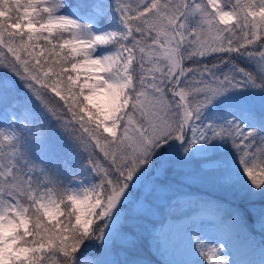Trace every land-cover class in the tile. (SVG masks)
Wrapping results in <instances>:
<instances>
[{
    "label": "snow or ice",
    "instance_id": "6c2138e0",
    "mask_svg": "<svg viewBox=\"0 0 264 264\" xmlns=\"http://www.w3.org/2000/svg\"><path fill=\"white\" fill-rule=\"evenodd\" d=\"M145 247L264 264V0H0V264Z\"/></svg>",
    "mask_w": 264,
    "mask_h": 264
},
{
    "label": "rangeland",
    "instance_id": "374dc122",
    "mask_svg": "<svg viewBox=\"0 0 264 264\" xmlns=\"http://www.w3.org/2000/svg\"><path fill=\"white\" fill-rule=\"evenodd\" d=\"M72 2H75V0H72ZM81 72H82V74H87L88 69L87 68L82 69ZM94 102L97 103L98 105H100L101 107L106 108L107 104H108L107 94H101L100 96L95 98ZM57 179L62 180L65 184H67L68 181L71 179V177L66 175V174L61 173L57 177ZM214 195H220V194L217 193ZM254 202L256 204H259L261 202L260 198L255 197ZM207 215H208V218H211V209L207 210ZM248 230L251 233V236L254 238V240L256 242V246H257L255 252L250 254V258L258 260L259 259V247L258 246H259V242L261 239V233L259 231V226H258V224L255 223L254 220L248 221ZM208 231L210 232V234H215V229H213L211 226H209ZM234 243L238 247V245H239L238 239L235 240ZM143 249L149 250L152 253V257H150V258L144 257L145 259L150 260L152 262V264H162V261L165 259L177 258L171 252L166 253V254H159L149 247H145ZM236 250H237L236 247H234L233 251L235 252Z\"/></svg>",
    "mask_w": 264,
    "mask_h": 264
}]
</instances>
